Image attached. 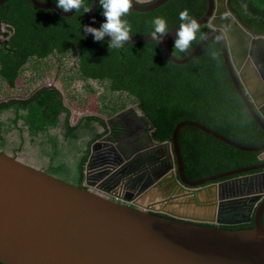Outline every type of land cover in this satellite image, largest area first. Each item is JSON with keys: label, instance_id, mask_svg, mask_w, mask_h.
Masks as SVG:
<instances>
[{"label": "water", "instance_id": "95a60500", "mask_svg": "<svg viewBox=\"0 0 264 264\" xmlns=\"http://www.w3.org/2000/svg\"><path fill=\"white\" fill-rule=\"evenodd\" d=\"M7 1L0 0V6ZM167 1L130 0V10L150 12ZM30 2L63 18L75 13ZM98 3L92 0L84 25H90ZM206 3L196 21L210 30L187 57L171 54L177 29L165 34L159 45L170 63L183 65L210 37L218 38L232 85L264 134V35L243 24L231 0ZM136 42L153 43V38L133 36L125 45ZM127 112L147 124L149 145L107 165L100 156L113 143L98 140L90 148L80 187L0 151V264H264V191L255 189L257 178L264 176V142L243 146L193 121L177 123L168 141L156 142L153 126L133 106L114 118ZM185 127L239 151L259 153L263 162L188 180L178 145ZM237 186L253 190L237 193ZM251 219V229L201 225L237 226Z\"/></svg>", "mask_w": 264, "mask_h": 264}, {"label": "trees", "instance_id": "16d2710c", "mask_svg": "<svg viewBox=\"0 0 264 264\" xmlns=\"http://www.w3.org/2000/svg\"><path fill=\"white\" fill-rule=\"evenodd\" d=\"M37 1L56 6L54 0ZM85 3L91 8L92 0H85ZM230 4L247 28L264 35V0H231ZM206 5V0H168L150 12L129 10L123 18L131 26V37L149 36L154 18H164L171 32L178 29L181 23L180 12L187 10L191 18L198 20L204 14ZM3 7H8L9 21L5 30L8 44L0 46V91L3 85H8L10 95L22 93L17 91L16 82L19 79L27 80L31 75V79H36L27 83L23 92L26 95L44 80L50 70L58 69V86L64 91L69 103L76 101L77 97L82 101L84 96L96 92L93 85L99 86L103 92L98 98V111L104 118L133 106L153 126L156 142L168 141L175 125L182 121L197 122L243 146L257 147L264 142L263 132L232 85L219 40L215 36L210 37L188 63L176 65L168 61L159 44L136 42L122 49H114L108 48L105 40L101 43L89 37L80 39L81 24L84 25L88 13L83 14L81 11L63 18L51 10L34 7L30 0H8L0 6V10ZM101 11L97 7L91 26L98 28L103 22ZM209 30L206 25L201 26L197 39L186 53H177L173 49V40L169 47L173 57H187ZM77 85H80L84 96L77 90ZM24 102L28 103L24 108L12 103L7 107L14 109L15 116L8 126L0 122V147L4 145L3 135L15 127L18 121L26 128L28 135L35 138L56 128L59 116L63 114L66 127L64 138L69 140L81 135L77 133L80 128L87 131L91 130V124L104 125L98 117L88 116L76 126H69L70 112L62 101L61 92L55 87L47 89L43 85ZM93 141L94 138L86 142L85 150L76 162L77 181L74 185L77 187L82 182L83 165ZM51 144L55 147L53 139ZM178 145L188 180H198L263 162L258 158L259 153L239 151L191 127L180 130ZM45 173L55 176L61 173L66 175L68 171L63 164H59L50 166ZM252 227L251 222L217 228L241 230Z\"/></svg>", "mask_w": 264, "mask_h": 264}, {"label": "rangeland", "instance_id": "374dc122", "mask_svg": "<svg viewBox=\"0 0 264 264\" xmlns=\"http://www.w3.org/2000/svg\"><path fill=\"white\" fill-rule=\"evenodd\" d=\"M140 1L149 2L151 0ZM53 73L54 70H50L46 75L50 77ZM48 82H51V78H49ZM25 88L23 79H19L16 82L17 91H22V93H19L23 95ZM93 88L96 90L94 94L84 96L85 94L80 91V85H77V90L84 96L82 98L83 100H78V97L72 103H69L66 99L64 100L65 105L70 110L69 120L71 125H75L78 119L85 116H102L98 111L100 107L98 98L100 97V93L103 92V89L96 85H93ZM14 114L13 109L0 112V122H3L5 126L10 125L9 122L14 118ZM63 118V115L59 117L56 128L50 129L45 134H41L35 138L30 137L26 128L18 121L15 127L3 135L4 145L0 147V151L6 155L16 157L23 164L43 172H47L50 166L56 167L59 164H63L68 173L66 175L62 173L57 174L53 177L74 185L76 162L79 155L85 150L86 140L92 139L96 132L101 131V128L96 124H91L93 125L91 130L83 131L81 128L78 130L77 133L81 135L77 139H65L64 133L66 127L64 126ZM52 139L54 140L55 147L51 144Z\"/></svg>", "mask_w": 264, "mask_h": 264}, {"label": "flooded vegetation", "instance_id": "af4514ba", "mask_svg": "<svg viewBox=\"0 0 264 264\" xmlns=\"http://www.w3.org/2000/svg\"><path fill=\"white\" fill-rule=\"evenodd\" d=\"M8 21H9L8 7H3V9L0 10V46H2V47H5L8 44V34L5 31L8 28V24H7ZM30 76L28 77L27 80L23 79V83H24L25 87H27V83L30 84L33 81H35V79H36V77H34V79H31ZM57 77H58V69H55L52 76L49 77L48 75H46L44 77V80L42 82H39L36 86H34L30 90V92H28V94H26V95H21L20 93L10 95V90H9L8 85H3L2 89L0 91V94H2V95H0V109H1L0 112L10 110L11 108H7L10 103L16 104L18 106H23V108L26 107L28 103L24 102V101L30 95H32L35 91L40 89L43 85L46 87L49 85H53V87L57 88L61 92L62 101L64 103V100L65 99L67 100V97H66L64 91L59 88V86H58L59 84L57 82ZM49 78H51V82H48ZM64 105H65V103H64ZM65 107L69 110V108L66 105H65ZM19 109L20 108H18V110ZM124 110H122V111H124ZM23 111H21V112H23ZM122 111H120V112H122ZM69 112H70V110H69ZM24 113H25V111H24ZM119 113H117V114H119ZM117 114H115L114 116H116ZM114 116H112L110 118H103L102 116H99V117L95 116V117H98L99 119L103 120L104 125L103 126L98 125L101 128V131L96 132V134L92 137V138H94V141L90 144V146L88 148V154H87V157H88L91 146L100 139H103V140L106 139L108 142H112L113 146L111 148L109 147L111 150H109L108 153L103 154L102 157L100 156V159L102 158L101 161H100V159L98 160L100 162H104L107 165H113L114 162L117 161V157H119V156H122L123 158H125L128 155L134 153L135 149L144 148V147H147L149 145V140H148V134L149 133L146 131V128H147L146 123L144 124V123L139 122L129 112L124 113L123 115H121L119 117L114 118ZM63 117H64L63 119H64V126H65V115H63ZM85 117H88V116H85ZM85 117H82V118H85ZM82 118L78 119L75 125H71L70 120H69L68 121L69 126H72V127L76 126ZM69 119H70V117H69ZM98 135H100V137H96ZM152 137H153V134H152ZM89 140L90 139L86 140V142H88ZM112 149L115 150V152L117 154L114 151H112ZM79 157H80V155H79ZM84 165H85V163H84ZM84 165H83V169H84ZM256 184L257 185H256L255 189L259 188V189L264 191V176H262V177L259 176L257 178ZM81 185H82V182L79 184V187ZM251 190H253L252 187H250V188H248L247 186L245 188H243L242 186L236 187L237 193L247 192V191H251ZM263 200H264V197H263L262 201ZM251 222L253 224L252 219H251ZM201 225H205V224H201ZM237 226H239V225H237ZM213 227L217 228V227H225V226H213ZM226 227H234V226H226Z\"/></svg>", "mask_w": 264, "mask_h": 264}, {"label": "clouds", "instance_id": "9594fccd", "mask_svg": "<svg viewBox=\"0 0 264 264\" xmlns=\"http://www.w3.org/2000/svg\"><path fill=\"white\" fill-rule=\"evenodd\" d=\"M57 8L63 12L75 9L77 12L88 13L91 8L85 3V0H54ZM98 7L102 10L101 15L104 17L100 26L93 27L91 25L81 24L80 39H86L87 34H91L95 42H104V37L108 36L110 39L107 41L108 48L122 49L125 42L130 40L131 26L126 17L132 7L130 0H99ZM178 29L175 31L176 36L174 39L173 49L177 53H186L190 49L193 41L197 39V34L200 32L198 22L188 15L187 10L180 12ZM95 22V18H93ZM153 29L149 36L153 38V43L158 45L163 36L169 33L167 22L162 17H156L152 21ZM174 56V55H173Z\"/></svg>", "mask_w": 264, "mask_h": 264}, {"label": "crops", "instance_id": "0c3cea01", "mask_svg": "<svg viewBox=\"0 0 264 264\" xmlns=\"http://www.w3.org/2000/svg\"><path fill=\"white\" fill-rule=\"evenodd\" d=\"M138 1H140V0H138ZM142 2V1H141ZM77 176H76V173H75V175H74V182H76L77 180Z\"/></svg>", "mask_w": 264, "mask_h": 264}]
</instances>
